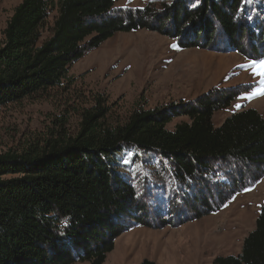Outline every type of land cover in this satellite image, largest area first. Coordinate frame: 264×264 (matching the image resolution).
<instances>
[{
	"label": "trees",
	"instance_id": "16d2710c",
	"mask_svg": "<svg viewBox=\"0 0 264 264\" xmlns=\"http://www.w3.org/2000/svg\"><path fill=\"white\" fill-rule=\"evenodd\" d=\"M116 1L22 0L0 44V108L72 82V64L117 32L146 29L180 48L264 61V0H158L161 8L150 0L119 9ZM53 10L51 32L42 38ZM244 90L215 87L151 109L136 104L122 123L109 122L97 98L74 135L59 127L0 153V264H102L131 227H177L253 187L264 177V118L248 108L217 127L212 122ZM181 115L189 122L168 130ZM127 151L132 165L156 168L155 189L135 187L123 163ZM212 264H264V203L241 252Z\"/></svg>",
	"mask_w": 264,
	"mask_h": 264
},
{
	"label": "rangeland",
	"instance_id": "374dc122",
	"mask_svg": "<svg viewBox=\"0 0 264 264\" xmlns=\"http://www.w3.org/2000/svg\"><path fill=\"white\" fill-rule=\"evenodd\" d=\"M21 1L0 0V44L6 23ZM149 1L117 0L114 7L142 8ZM150 5L161 8L158 0H151ZM55 16L53 10L41 28L42 38L50 34ZM252 61L234 51L180 48L175 39L146 29L117 32L72 64L68 72L72 82L0 108V153L19 151L59 127L74 135L83 110L97 98L107 109L108 121L122 123L136 104L151 109L193 100L215 87L239 86L245 90L228 107L214 112L213 125L248 108L264 118V94H257L264 91V76L254 74L258 69ZM182 122L189 118L177 116L166 128L173 130ZM132 155L127 151L123 163L135 187L155 189L156 168L132 165ZM261 180L235 194L217 212L180 226L131 227L115 239L102 264H140L144 259L154 264H212L216 256L239 254L264 203Z\"/></svg>",
	"mask_w": 264,
	"mask_h": 264
},
{
	"label": "snow or ice",
	"instance_id": "6c2138e0",
	"mask_svg": "<svg viewBox=\"0 0 264 264\" xmlns=\"http://www.w3.org/2000/svg\"><path fill=\"white\" fill-rule=\"evenodd\" d=\"M253 67H256L258 69L257 72H255V75H262L264 76V61H252L251 62ZM257 94H264V91L258 92Z\"/></svg>",
	"mask_w": 264,
	"mask_h": 264
},
{
	"label": "crops",
	"instance_id": "0c3cea01",
	"mask_svg": "<svg viewBox=\"0 0 264 264\" xmlns=\"http://www.w3.org/2000/svg\"><path fill=\"white\" fill-rule=\"evenodd\" d=\"M262 179V178H261ZM264 179V178H263ZM263 179L261 181H263Z\"/></svg>",
	"mask_w": 264,
	"mask_h": 264
}]
</instances>
